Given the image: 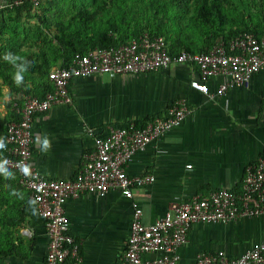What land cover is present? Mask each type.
Returning a JSON list of instances; mask_svg holds the SVG:
<instances>
[{
  "label": "crops",
  "instance_id": "0c3cea01",
  "mask_svg": "<svg viewBox=\"0 0 264 264\" xmlns=\"http://www.w3.org/2000/svg\"><path fill=\"white\" fill-rule=\"evenodd\" d=\"M198 79L197 68L189 64H173L137 76L74 79L69 85V106H54L35 116L31 163L47 178L71 180L82 167L84 155L95 150L93 138L106 136L109 127L144 126L165 117L181 100L191 109L179 126L134 155L127 174L150 175L153 182L135 188L131 200L114 190L103 198L82 195L66 202L69 233L79 244V264L118 262L126 248L133 204L142 211V223L151 225L173 203L188 204L222 188L241 192L245 168L264 152V70L252 77L248 87L229 90L222 97L216 90L223 79H209L208 95L190 87ZM1 88L3 116V103L10 97L8 89ZM45 134L51 147L41 152L34 141ZM17 192L12 196L24 214V222L15 230L18 248L15 254L0 259V264H44L48 245L45 222L38 211L32 214L30 196ZM262 241L264 212L224 224H193L178 250L179 264H195L199 253L223 252L229 259H237Z\"/></svg>",
  "mask_w": 264,
  "mask_h": 264
},
{
  "label": "built area",
  "instance_id": "2783aa9c",
  "mask_svg": "<svg viewBox=\"0 0 264 264\" xmlns=\"http://www.w3.org/2000/svg\"><path fill=\"white\" fill-rule=\"evenodd\" d=\"M39 1H2L0 10L25 2L37 6ZM188 61L196 65L199 74V79L191 81L190 87L208 95L207 82L220 77L223 81L216 95L222 97L229 90L248 87L252 77L264 70V36L258 39L253 34H246L229 43L222 41L209 52L198 55L181 52L170 56L163 38L151 39L147 35L117 48L95 49L86 55H77L66 68L50 71L48 80L54 91L43 101L27 97L23 106L16 109L19 120L7 127L3 153L10 161L9 169L19 174L20 185L29 192L31 199H36L35 206L45 222L48 245L44 264L80 263L79 244L69 234L66 202L82 195L103 198L114 190L124 199L131 200L135 188L153 182L150 175L130 177L127 174L134 155L165 131L179 126L191 109L181 100L165 117L155 118L144 126L129 123L109 127L106 136L93 138L95 150L84 155L82 167L71 180L47 178L31 163L35 116L54 106H69V85L74 79L96 75L137 76ZM23 165L29 166L27 176L20 170ZM263 212L264 152L254 164L245 168L240 193L222 188L207 197L194 198L188 204L173 203L151 225L142 223V211L133 204L126 248L116 264H179L178 250L186 243L191 225L224 224L240 216H256ZM150 255L154 258L147 260ZM195 264H264V241L254 244L250 252L237 259H229L223 252L215 255L199 253Z\"/></svg>",
  "mask_w": 264,
  "mask_h": 264
},
{
  "label": "trees",
  "instance_id": "16d2710c",
  "mask_svg": "<svg viewBox=\"0 0 264 264\" xmlns=\"http://www.w3.org/2000/svg\"><path fill=\"white\" fill-rule=\"evenodd\" d=\"M246 34L264 36V0H40L37 6L25 2L6 7L0 10V57L18 54L31 67L25 83L16 86L14 68L0 59V102L1 86L10 97L3 103L6 114L0 112V137L19 120L16 109L25 98L43 101L53 93L50 71L70 66L77 55L117 48L143 35L163 38L170 56L198 55ZM5 157L0 152V159ZM10 171L12 179L0 175V259L17 252L15 230L24 222L12 194L29 196L19 174Z\"/></svg>",
  "mask_w": 264,
  "mask_h": 264
},
{
  "label": "clouds",
  "instance_id": "9594fccd",
  "mask_svg": "<svg viewBox=\"0 0 264 264\" xmlns=\"http://www.w3.org/2000/svg\"><path fill=\"white\" fill-rule=\"evenodd\" d=\"M167 46V45H166ZM3 61L12 65L14 68V72L12 73V81L16 86H20L25 83L26 74L31 67V63L26 61L23 56L18 54H13L11 52H6L2 57H0ZM35 144L39 148L41 152H46L50 149L51 143L49 137L45 134L41 137L35 138ZM6 148V141L3 137H0V152H3ZM10 161L8 159H0V175H3L7 179H12L13 173L10 171L8 165ZM20 170L23 172L25 176L29 174V166L23 165ZM38 199V198H37ZM29 206L32 207V214H37V209L34 207L36 204V199L28 200Z\"/></svg>",
  "mask_w": 264,
  "mask_h": 264
}]
</instances>
